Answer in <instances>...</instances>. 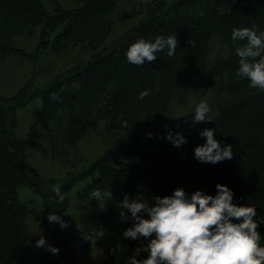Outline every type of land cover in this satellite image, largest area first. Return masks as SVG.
<instances>
[{
    "label": "trees",
    "instance_id": "obj_1",
    "mask_svg": "<svg viewBox=\"0 0 264 264\" xmlns=\"http://www.w3.org/2000/svg\"><path fill=\"white\" fill-rule=\"evenodd\" d=\"M71 1L75 7L51 11L43 0H0V58L31 57L15 46V40L31 36L38 27L39 53L42 48L58 55L71 48L99 51L55 77L47 87L33 88L29 80L10 97L0 94V264H32L28 248L36 238L28 219L39 216L20 200L18 188L22 186L41 196V221L52 245L60 249L39 264H80L65 228L49 223L46 217L50 210L62 216L68 211L69 192L83 177H91V182L77 195L83 204L79 230L91 236L103 229L104 236L86 241L80 231L78 235L85 253L96 242L108 245L104 264H127L137 244L122 237L130 224L120 222L116 200L125 194L151 200V195H167L176 187L188 193L203 189L214 194L215 185L222 183L234 190L235 202L253 204L257 215L264 216V91L250 89L246 80L235 78L239 58L231 40L234 26L264 29V0H147L140 23L109 45L119 0ZM52 33L56 34L50 42L47 38ZM173 34L178 41L174 56L169 57L165 49L157 60L141 66L126 61L125 49L139 37ZM214 40L227 54L210 63ZM145 88L151 94L138 100ZM213 89L225 97L216 103L212 121L188 128L193 123L192 112L171 128L185 135L186 144L176 147L156 133L173 102L184 105L191 96L201 97ZM35 97L41 98L42 108L28 135L18 137L17 108ZM101 122L120 123L130 134L105 150L91 168L60 185L66 198L57 203L52 191L56 180L38 174L28 157L29 149L47 139L55 153L75 151ZM204 127L216 128L215 138L232 145V159L216 165L194 159L195 146L203 143L198 132ZM148 132L153 133L151 138ZM93 188L113 190L114 199L94 200L90 196ZM260 231L264 234V225ZM115 245L120 246L116 254L110 251Z\"/></svg>",
    "mask_w": 264,
    "mask_h": 264
},
{
    "label": "clouds",
    "instance_id": "obj_2",
    "mask_svg": "<svg viewBox=\"0 0 264 264\" xmlns=\"http://www.w3.org/2000/svg\"><path fill=\"white\" fill-rule=\"evenodd\" d=\"M231 40L239 58L235 78L246 80L250 89L264 91V29L257 25L234 26ZM177 44L176 34L156 35L154 39L141 36L128 45L124 56L128 63L141 66L157 60V54L165 49L169 57L174 56ZM150 94L151 89L145 88L137 99L142 101ZM211 111L208 101L200 100L193 109L191 121L194 124L212 121L208 115ZM163 127L168 130L163 138L174 146L188 142L182 132L172 131L168 124ZM215 134L216 128L210 127L198 132L203 139L193 150L198 162L216 165L232 159V145L222 143ZM146 135L151 138L153 133ZM52 191L57 203H63L66 197L60 185H53ZM90 196L101 203L114 199L113 190L100 188H93ZM234 196V190L222 183L215 185L214 194L203 189L188 193L183 187H176L167 195H151V200L125 194L116 200L120 222L130 224L122 231V237L137 242L127 256V264H264V243H261L264 234L260 231L264 216L257 215L253 204L235 202ZM59 213L50 210L46 218L64 229L68 221ZM80 233L86 241H98L104 236L103 229L91 236ZM35 246L45 247L52 254L60 251L48 244L44 235L39 236ZM119 250V245L110 249L114 254Z\"/></svg>",
    "mask_w": 264,
    "mask_h": 264
},
{
    "label": "rangeland",
    "instance_id": "obj_3",
    "mask_svg": "<svg viewBox=\"0 0 264 264\" xmlns=\"http://www.w3.org/2000/svg\"><path fill=\"white\" fill-rule=\"evenodd\" d=\"M43 2L51 11L75 7V3L71 0H43ZM146 7L147 0H119L114 27L106 44L109 45V43L125 34L128 29L139 24L146 14ZM40 32L41 27H38L31 36H22L15 40V46L29 52L31 57L23 58L18 55L9 59L0 58V94L2 96L10 97L16 94L29 80H31L33 88L47 87L55 77L67 73L77 63L86 62L99 52H84L80 48H71L64 54L58 55L52 53L49 48H42L39 53L37 49L41 40ZM55 34H50L47 39L51 42ZM226 54L227 51L222 44L218 40H214L210 50L209 62L212 63L218 56ZM224 97L225 95H220L217 90L213 89L207 95L201 97L191 96L184 105L173 102L171 111L164 116L161 128L156 133L165 136L168 130L163 125L168 124L171 129L175 122L191 114L200 100L208 101L212 108L208 115L212 119L216 115V103ZM41 108L42 101L40 97H35L17 108L18 122L15 133L18 137L25 138L28 135L30 127ZM198 124L191 123L188 128H195ZM129 134L130 129L120 123L101 122L96 131L81 139L75 151L55 153L48 140L44 139L29 149L28 157L32 166L43 179H54L56 184L62 185L73 175H80L91 168L92 164L102 156L105 150L117 146L121 139ZM89 182H91V177H83L73 184L69 192L71 204L68 211L63 215V218L68 221L65 232L71 246L78 254L80 264H104L108 245L102 241L96 242L91 251L85 253L78 235L79 215L83 210V204L77 195ZM18 196L30 209L38 213V218L31 216L28 219L32 235L36 240L39 236L44 235L47 243L52 245L54 242L41 221L43 212L41 196L35 193L32 188L24 186L18 188ZM49 253L50 251L47 248L36 247L35 243L28 248L29 261L32 264L41 263L43 259L49 256Z\"/></svg>",
    "mask_w": 264,
    "mask_h": 264
}]
</instances>
